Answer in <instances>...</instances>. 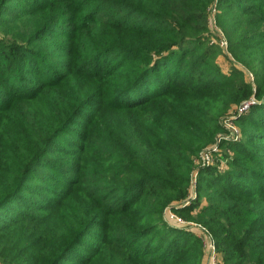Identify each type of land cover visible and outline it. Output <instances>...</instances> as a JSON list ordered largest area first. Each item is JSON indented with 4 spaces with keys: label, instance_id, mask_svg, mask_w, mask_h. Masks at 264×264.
Listing matches in <instances>:
<instances>
[{
    "label": "trees",
    "instance_id": "trees-1",
    "mask_svg": "<svg viewBox=\"0 0 264 264\" xmlns=\"http://www.w3.org/2000/svg\"><path fill=\"white\" fill-rule=\"evenodd\" d=\"M22 1L0 0V263L205 264V237L161 231L169 210L217 264H264V166L245 141L264 135L222 125L254 99L240 122L264 131V0L236 16L221 0ZM223 36L250 81L218 73ZM44 166L63 189L31 203Z\"/></svg>",
    "mask_w": 264,
    "mask_h": 264
},
{
    "label": "rangeland",
    "instance_id": "rangeland-1",
    "mask_svg": "<svg viewBox=\"0 0 264 264\" xmlns=\"http://www.w3.org/2000/svg\"><path fill=\"white\" fill-rule=\"evenodd\" d=\"M21 2H23V1L22 0H11L10 3H11V5H13L14 3L19 4ZM252 3H253L252 0H221V7L223 10H224V8L225 9L229 8L228 10L230 11V13L232 15L236 16L239 14L240 7H242V5L245 6V5H250ZM5 16L6 15H1L0 17H5ZM213 24H214L215 30L217 32H219V29L222 30L221 27L218 26L219 24H217V21L213 22ZM226 27L234 28V26H232L230 24H226ZM228 39L229 38L225 39L226 43H228ZM215 41L219 42L220 40L217 38ZM220 44H221V42H220ZM222 49H224V51L226 52V55L232 60L229 61V59L227 57L221 56V58H219V60H218V70H219L218 73L223 72L225 74L230 75L232 73L233 67L236 66L238 69L241 70V72L243 71V74L246 75V79L249 80L250 75L247 74V69L243 65H241V63L237 62L235 60L234 56H232L230 53H228V50H227V48H225V46ZM192 59H193L192 57H189L190 62L192 61ZM186 69H187L186 71H188L189 73L196 74V72H197L198 76L201 78V81H206V79L210 78V76H208L207 74H203V72H201V70H196L192 66L191 67L187 66ZM200 72L202 75L200 74ZM256 103H257V101H256ZM91 109L92 108H88L87 112L90 111ZM234 116L235 115H231V117H233V121H232L233 122L232 123V125H233L232 131L233 132L231 131L230 127L226 125L225 121L222 123L223 127L225 128V132H226L224 134V137L226 140H232L233 139V142L242 141L243 133L245 134V132L248 131V128H252L255 130L256 133H258L260 135H264V131L262 129H259L255 125L249 124L246 122H243V123L240 122L241 119H243L241 117L245 116V113L240 115L239 111H238V115L235 117ZM84 123H85L84 118H81L79 120L78 124L74 125L72 127V129H70L65 134H63V138L59 139L57 144L52 147V150L55 151V153L53 155H56L58 153L57 148L59 146H65V147H67V149H70L72 151L75 150V147H71V145L72 144L76 145V144L80 143V140L76 138L75 134L78 133V131H80V129H82V127H84L83 126V125H85ZM233 128H235V129H233ZM228 131H231V132L228 133ZM245 141L247 143V146L250 147V150L255 151V153L257 155L256 158L259 159L261 164L264 166V140H260V141L245 140ZM231 149H230V152L234 153L233 148H231ZM220 151H221V153H224L225 148H222V150H220ZM51 157H52V154H51ZM211 159H212L211 165H216L218 156L216 157V160H215L214 156H212ZM200 165H202V162H200L198 164V166H200ZM203 165H207V164H203ZM219 165L223 169L227 168V166L224 163H220ZM200 171H201V168H198L197 175L194 176L193 185H197V183H198L197 180H199V178H200L198 173ZM48 172H49V168L45 167L43 171L38 170L37 174L34 175V179L31 182L30 186L33 188V190L36 192V194H35V196H33L30 193L26 194L30 198L31 203L36 202L38 204H42L44 199H48L49 197L52 196V194H49V192L52 193L54 191H59V190L63 189L57 184L56 180L47 176ZM244 183H247V181L244 180ZM205 185H207V183H205ZM195 188L196 187H194V186L192 188L193 197L198 198L197 194H194ZM246 189L248 190L249 188H246ZM205 201H206V197H204V202ZM70 208H72V206H70ZM184 220L187 222H185ZM184 220L181 222L180 220H177V218H174L172 213L168 214L166 212L165 213V223L167 224V226H166V228H163L161 231L163 233H165V235L166 234L168 235V234H171L169 232V229L174 228V229H177V231L183 230L184 232H187V233L196 235L198 237L204 238V236L202 235V233L200 231L201 228L195 222H193L192 219H189V220L184 219ZM86 241H91V239L88 237V238H86ZM81 251L84 254L87 253V250L84 248H82ZM73 259H75V257L71 258V260H73ZM219 261H220L219 259H216L215 264L218 263ZM70 263L73 264L72 262H70ZM205 264H214L212 262L211 257H209L208 255L205 259Z\"/></svg>",
    "mask_w": 264,
    "mask_h": 264
},
{
    "label": "built area",
    "instance_id": "built-area-1",
    "mask_svg": "<svg viewBox=\"0 0 264 264\" xmlns=\"http://www.w3.org/2000/svg\"><path fill=\"white\" fill-rule=\"evenodd\" d=\"M216 10H214V12H215ZM220 42H221V47L223 48L224 46H225V48H227L228 47V43H226V41H225V37L223 36V38L220 40ZM223 42V43H222ZM251 78H252V76H251ZM256 103V101L254 100V99H252V100H250L249 102H247V103H245L238 111H239V114L241 115V114H244V113H246L249 109H250V107L252 106V105H254ZM238 115V113L235 115V116H237ZM234 116V117H235ZM233 121V117H231V119H229V120H227V121H225V123H226V125L227 126H229L230 127V129H231V131H232V122ZM233 129H235V128H233ZM231 131H228V133L229 132H231ZM233 132V131H232ZM224 136V135H223ZM223 138V137H222ZM213 152H218V148H217V146H215L214 148H213ZM214 154L212 153V152H209V153H207L205 156H203V158H202V164H207L206 166H209V165H211V162H212V156H213ZM197 175V173L195 174V176ZM194 198V197H193ZM187 205H189V202L188 203H185L183 206L184 207H186ZM167 213L169 214V213H172L171 211H167ZM173 214V213H172ZM173 216H174V218H177V220H180L181 222L183 221L182 219H180V218H178L175 214H173ZM199 226V225H198ZM201 229H200V231H201V233H202V235L205 237V248H206V251H207V254L209 255V257H211V259H212V262L215 264V261H216V259H218L217 258V254H216V244H215V242H214V240L213 239H211L210 238V235L208 236V232L204 229V228H202L201 226H199ZM207 238V239H206ZM217 264V263H216Z\"/></svg>",
    "mask_w": 264,
    "mask_h": 264
}]
</instances>
